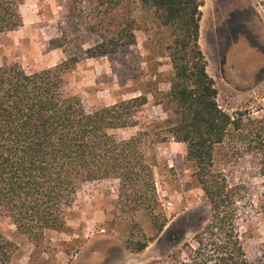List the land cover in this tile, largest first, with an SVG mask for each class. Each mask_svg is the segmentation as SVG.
I'll return each mask as SVG.
<instances>
[{"label":"trees","instance_id":"obj_1","mask_svg":"<svg viewBox=\"0 0 264 264\" xmlns=\"http://www.w3.org/2000/svg\"><path fill=\"white\" fill-rule=\"evenodd\" d=\"M21 3L0 0V34L22 26ZM101 5L124 12L123 20L111 39L88 51L91 57L128 47L137 15L144 17L148 34H166L155 46L172 71L168 90L153 95L166 114L165 131L157 139L186 146V158L210 206L206 225L193 244L171 255L173 264H264V243L249 261L239 229L250 213L264 224V194L249 199L216 163L226 142L235 140L264 179V115L243 120L219 107L198 43L202 0H101ZM76 63L70 58L31 72L15 64L0 67V220L7 219L39 248L48 233L64 231L65 211L82 185L114 180L118 208L149 219V235H130L126 241L131 253H140L167 223L155 195L154 159L146 155L140 134L121 140L114 132L135 125L147 97L89 112L66 89L65 75ZM16 254L15 243L0 233V264H12Z\"/></svg>","mask_w":264,"mask_h":264},{"label":"rangeland","instance_id":"obj_2","mask_svg":"<svg viewBox=\"0 0 264 264\" xmlns=\"http://www.w3.org/2000/svg\"><path fill=\"white\" fill-rule=\"evenodd\" d=\"M19 12L22 26L0 34V67L15 64L31 72L74 58L75 67L65 75L66 89L89 112L141 94L147 97L146 106L134 117L135 125L114 134L121 140L141 135L146 155L154 159L155 195L167 223L142 252L131 253L126 241L130 235L151 233L148 217L141 212L131 216L118 208L117 181L87 183L65 211L64 231L48 233L39 248L7 219L0 220V233L17 246L12 264H173L171 255L184 244H193L194 235L206 225L210 206L196 181L195 167L186 158V146L157 139L165 131L166 114L153 95L168 90L172 71L155 46L166 34L156 30L148 34L144 17L137 15L128 47L91 57L88 51L111 39L124 12L102 6L101 0H22ZM129 12L134 15L135 9L129 7ZM200 13L198 43L218 91L219 107L234 118H260L264 115V0H202ZM242 149L235 140L226 142L216 158L217 168L255 201L264 194V179L242 156ZM245 216L240 235L246 256L253 261L264 243V224L251 213Z\"/></svg>","mask_w":264,"mask_h":264}]
</instances>
